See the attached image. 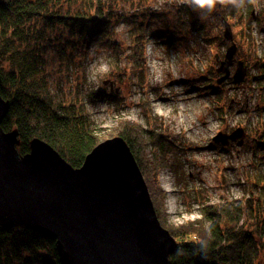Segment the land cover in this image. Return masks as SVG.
Masks as SVG:
<instances>
[{
  "label": "rangeland",
  "instance_id": "374dc122",
  "mask_svg": "<svg viewBox=\"0 0 264 264\" xmlns=\"http://www.w3.org/2000/svg\"><path fill=\"white\" fill-rule=\"evenodd\" d=\"M131 1L137 2H118L125 17L114 27L117 55L111 49L109 54L104 39L90 42L83 73L76 53L73 77L50 73L56 99L69 96V90L72 94L84 79L81 89L100 141L111 137L120 120L128 121L136 131L143 167L163 192L171 225L199 218L201 202L237 204L250 218L264 206V80L256 79L264 72V0H245L239 9L217 4L211 12L183 0H141L135 6ZM141 13L147 30L136 35L130 20L135 26ZM224 20L231 39L223 36ZM192 22L197 27L204 23L203 34ZM164 26L173 33L171 44L155 34ZM233 39L237 48L231 72L216 83L215 69ZM108 54L116 56L117 67L111 69ZM56 56L46 53L49 72L65 63ZM238 60L246 65V74L235 83ZM210 77L211 87L219 86L217 96L206 82ZM96 89L113 96L91 99L89 93ZM240 126L246 132L242 144L212 140L219 131L230 133ZM175 164L181 172L176 173ZM29 257L27 264H42Z\"/></svg>",
  "mask_w": 264,
  "mask_h": 264
},
{
  "label": "trees",
  "instance_id": "16d2710c",
  "mask_svg": "<svg viewBox=\"0 0 264 264\" xmlns=\"http://www.w3.org/2000/svg\"><path fill=\"white\" fill-rule=\"evenodd\" d=\"M118 2L0 0V94L8 101V110L0 125L5 131H17L19 154L29 151L33 138H40L72 166L79 167L85 155L100 141L102 136L96 134V124L81 89L84 79L76 83L72 94L69 90V96L56 99L49 75L58 72V75L72 76L75 53L80 55L79 68L83 73L84 50L92 41L106 40L109 54L111 49L117 55L116 47H112V43H117L113 39L114 27L116 21L125 17V13H120ZM131 3L141 5V0ZM141 15L142 20L135 21V26L134 19L130 20L136 35L139 30H147L142 25L148 20L144 13ZM195 23L192 22V27L203 34L204 23H199L198 27ZM156 31L163 42L171 44L173 33L168 26ZM48 50L57 54V60L65 62L59 63L54 72L46 67L51 64L46 62ZM109 54L112 69L117 67L116 56ZM262 64L264 68V62ZM73 66L75 68V64ZM256 79L264 80V72ZM76 81H79L78 73ZM212 81L211 77L206 80L209 87ZM211 88L217 96L219 86ZM101 95L107 99L111 94L101 89L89 93L91 99ZM135 132L128 121L120 120L110 136L119 135L129 145L147 184L156 215L176 239L177 246L168 256V264H264V206L249 218L250 212L246 217L245 209L237 204L201 202L199 218L171 225L162 203L163 192L153 180L151 171L143 167ZM174 167L176 173L181 172V166L175 164ZM27 253L38 257L42 264H60L55 238L44 231L20 225L0 229V264H27L25 260L30 258L25 256Z\"/></svg>",
  "mask_w": 264,
  "mask_h": 264
},
{
  "label": "water",
  "instance_id": "95a60500",
  "mask_svg": "<svg viewBox=\"0 0 264 264\" xmlns=\"http://www.w3.org/2000/svg\"><path fill=\"white\" fill-rule=\"evenodd\" d=\"M224 22L223 36L231 39ZM235 49L234 43L227 47L217 83L228 76ZM245 74L243 61H237L233 81L241 82ZM7 110L0 94V124ZM245 134L240 126L219 131L212 140L240 145ZM18 142L16 130L0 125V229L20 225L44 231L55 238L60 264H168L177 242L161 225L123 137L99 141L79 167L40 138L30 141L23 156Z\"/></svg>",
  "mask_w": 264,
  "mask_h": 264
},
{
  "label": "clouds",
  "instance_id": "9594fccd",
  "mask_svg": "<svg viewBox=\"0 0 264 264\" xmlns=\"http://www.w3.org/2000/svg\"><path fill=\"white\" fill-rule=\"evenodd\" d=\"M183 2L195 5L200 9H206L209 12L215 9L218 3L225 6L230 3L237 9L243 7L245 4V0H183ZM249 2H255V0H249Z\"/></svg>",
  "mask_w": 264,
  "mask_h": 264
},
{
  "label": "flooded vegetation",
  "instance_id": "af4514ba",
  "mask_svg": "<svg viewBox=\"0 0 264 264\" xmlns=\"http://www.w3.org/2000/svg\"><path fill=\"white\" fill-rule=\"evenodd\" d=\"M219 6V5H218ZM232 43H234V39H233V42ZM231 43V44H232ZM235 44V46H236V43H234ZM229 46V45H228ZM236 48H237V46H236ZM235 52H236V49H235ZM234 57V56H233ZM221 61V60H220ZM220 61H219V63H220ZM239 61V60H238ZM240 61H242V60H240ZM237 63V62H236ZM244 63V62H243ZM220 65V64H219ZM233 65V64H232ZM232 65L231 66H229L230 67V69H231V67H232ZM237 65V64H236ZM245 65V64H244ZM245 67H246V65H245ZM215 71H216V75H218V78H220L219 76H222L223 74H224V71L222 70V71H217L216 69H215ZM230 72H231V70H229ZM229 75V74H228ZM228 77L229 76H227L226 78H224V79H222L220 82H218V83H222L224 80H226V79H228ZM218 78L216 77V79H215V81L217 82V80H218Z\"/></svg>",
  "mask_w": 264,
  "mask_h": 264
}]
</instances>
